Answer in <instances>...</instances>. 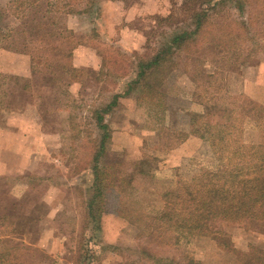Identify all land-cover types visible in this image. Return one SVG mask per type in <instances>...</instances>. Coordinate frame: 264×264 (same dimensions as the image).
Instances as JSON below:
<instances>
[{
  "label": "rangeland",
  "instance_id": "obj_1",
  "mask_svg": "<svg viewBox=\"0 0 264 264\" xmlns=\"http://www.w3.org/2000/svg\"><path fill=\"white\" fill-rule=\"evenodd\" d=\"M183 1L0 0V213L17 214L13 236L39 250L34 264H264L261 225L229 224L223 234L201 236L157 220L165 191L227 167L190 132L195 115L224 122L229 106L244 142L264 144V123L239 115L251 100L264 105L263 23L252 29L257 42L237 56L221 48L204 55L201 47L202 63H187L196 46L177 56L162 88L166 107L142 97V84L131 90L142 62L194 28L193 19L173 17ZM223 2L209 11L215 23L264 9L260 0L241 16ZM116 94L125 95L107 117L113 134L99 164L108 181L127 182L144 216L122 218L109 206L97 233L87 213L100 140L93 110ZM146 159V174L135 173Z\"/></svg>",
  "mask_w": 264,
  "mask_h": 264
},
{
  "label": "trees",
  "instance_id": "obj_2",
  "mask_svg": "<svg viewBox=\"0 0 264 264\" xmlns=\"http://www.w3.org/2000/svg\"><path fill=\"white\" fill-rule=\"evenodd\" d=\"M231 1L241 16L246 14L247 7L253 8L260 2ZM220 4H224L223 0H184L181 13H177L174 8L173 17L183 15L184 18L193 19L194 28L178 33L165 48L157 50L150 61L142 62L136 79L130 83L131 90L142 84V97L149 98L152 105L166 107L168 94L162 88L171 78L173 70L179 67L177 56L181 58L184 52L196 46V53L187 57L186 62L202 63L199 58L201 47L204 55L214 48H221L223 53L237 56L244 43L253 40L257 42L253 35L257 33H252V29H258L261 23L264 25V9L260 12L250 10L246 18L241 20L215 23L209 11ZM69 13L73 12L70 10ZM184 72L192 82H198L188 65ZM198 73L207 79L213 76L205 70H199ZM127 93L128 90L125 94ZM125 94H116L108 105L93 110L100 140L91 169L93 183L87 213L97 233L100 231V220L109 206L122 218L144 216V212L129 199L127 182L108 181L99 164L102 157L106 156L107 146L112 139V128L107 117ZM225 111L224 122L211 121L205 113L195 115L190 132L207 140L214 154L226 159L227 167L218 171L203 170L191 181H179L174 188L165 191L162 195L164 206L157 216L161 223L201 236L223 234L224 225L236 223L244 226L261 225L264 232V144L258 147L246 144L243 140V128L234 122L237 119L235 110L226 106ZM239 115L240 122H243L244 117L251 116L264 123V105L251 100L242 104ZM147 161L148 159L140 161L135 173L146 174L142 168ZM17 203L14 201L12 206L17 208ZM15 215L17 214L0 213V264H34L31 261L32 253H38L39 250L25 244V238L13 236L15 225L19 224ZM260 252L264 256V250ZM165 263L174 264L172 261Z\"/></svg>",
  "mask_w": 264,
  "mask_h": 264
},
{
  "label": "crops",
  "instance_id": "obj_3",
  "mask_svg": "<svg viewBox=\"0 0 264 264\" xmlns=\"http://www.w3.org/2000/svg\"><path fill=\"white\" fill-rule=\"evenodd\" d=\"M83 14H84V13H82V14L78 13L77 15H78V16H82ZM78 52H79V51H78ZM116 108H117V107H116ZM116 108H115V109H116ZM115 109H114V110H115ZM114 110H113V111H114ZM112 134H113V132H112Z\"/></svg>",
  "mask_w": 264,
  "mask_h": 264
}]
</instances>
